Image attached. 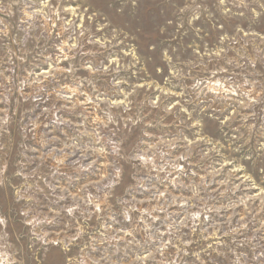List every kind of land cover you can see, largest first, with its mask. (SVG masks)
<instances>
[{"label":"rangeland","instance_id":"374dc122","mask_svg":"<svg viewBox=\"0 0 264 264\" xmlns=\"http://www.w3.org/2000/svg\"><path fill=\"white\" fill-rule=\"evenodd\" d=\"M0 264H264V0H0Z\"/></svg>","mask_w":264,"mask_h":264}]
</instances>
